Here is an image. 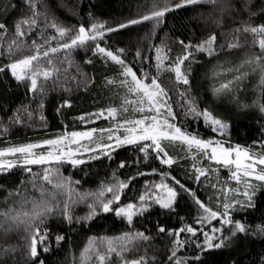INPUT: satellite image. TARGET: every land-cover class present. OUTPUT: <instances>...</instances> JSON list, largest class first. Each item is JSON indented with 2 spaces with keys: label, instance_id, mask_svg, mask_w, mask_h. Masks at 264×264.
Segmentation results:
<instances>
[{
  "label": "trees",
  "instance_id": "trees-1",
  "mask_svg": "<svg viewBox=\"0 0 264 264\" xmlns=\"http://www.w3.org/2000/svg\"><path fill=\"white\" fill-rule=\"evenodd\" d=\"M178 2L0 0V24L5 26L0 29V68L5 69L0 72V151L56 139L84 130L85 124H90V129H109L113 124L106 115L110 108L121 114L127 108V118L136 116L134 104L124 103L125 98L134 101L137 97L121 84L122 66L99 53L95 47L98 43L120 55L146 83L158 76L167 90L173 120L182 131L202 140L219 139L210 119L204 117L207 112L225 125L220 139L226 144L264 155V71L255 63H245L260 54L258 44L253 43L259 37L243 30L264 25V0L202 2L173 8L159 20H142L165 4L172 8ZM33 18L35 24L24 23ZM131 20L142 22L129 24ZM18 24L23 36L17 34ZM53 24L71 29L68 36L80 26L88 29L92 24H103L104 35L73 50L49 52L44 57V51L69 42ZM121 24L128 26L121 28ZM110 28L116 30L108 31ZM213 35L214 43L206 45ZM237 43L240 47H229ZM199 46L205 50L200 51ZM37 48L41 56L35 63L48 69L51 76L37 77L33 91L29 79L17 80L7 66L35 54ZM157 49H161V61L157 60ZM184 54H190L181 66L188 84L177 82L174 72L166 70ZM224 84L228 88H222ZM101 112L105 119L97 118ZM182 143L167 142L171 165L161 163L163 153L158 157L156 150L144 152L140 144H131L110 154L95 153L87 159L81 156L83 163L77 165L66 161L41 166L16 163L0 171V211L19 208L18 202L24 199L47 202L53 209L42 223L36 222L44 237L36 257L30 255L29 248L34 229L26 231L22 225L7 233L0 230V264H131L141 259L144 264H264V232L260 231L264 227V183H252L248 189L237 190V198L226 199L224 189L226 196L230 195L226 191L227 168L208 161L205 155L192 156ZM45 168L54 183L64 181L62 188H53L41 179ZM197 169L205 172L199 179ZM164 180L174 183L177 192L171 208L151 205L146 197L147 208L134 215L131 223L115 214L118 207L142 202L140 197L147 196L148 188ZM177 180L184 188L176 184ZM121 182L127 186L119 188ZM41 186L54 192L55 199L41 198ZM108 187L113 192H108ZM245 191L249 197L243 195ZM115 194L119 201L114 200ZM196 199L221 217L208 224L201 222ZM108 201H112L113 210L104 212L102 204ZM225 204L229 205L226 217ZM26 208L31 210L32 205ZM221 218H230L233 224L220 225ZM235 222L244 224L247 232L232 236ZM189 226L196 230L195 235L180 232ZM218 227L223 231L215 236L228 239L225 246L209 249L204 233L212 235V229ZM121 237L124 239H117ZM110 246L115 251H109Z\"/></svg>",
  "mask_w": 264,
  "mask_h": 264
},
{
  "label": "snow or ice",
  "instance_id": "snow-or-ice-1",
  "mask_svg": "<svg viewBox=\"0 0 264 264\" xmlns=\"http://www.w3.org/2000/svg\"><path fill=\"white\" fill-rule=\"evenodd\" d=\"M216 3V0H179L178 3H176L172 8L168 7L167 4L162 9L155 10L151 13V15H146L142 18V20H150L155 19L159 20V18H162L165 16V14L168 11L173 10V8H180L184 7L185 5H191V4H197V3ZM142 22L141 20H131L128 23L129 24H137ZM24 23L29 24H35L36 20L33 18L30 21H24ZM52 27L56 28L57 32L61 37L68 36V34L71 32L70 29H65L62 27H58L57 25L53 24ZM128 24H121L120 27L124 28L127 27ZM5 26L3 24H0V29H3ZM17 34L20 36H23L24 33L20 31V25L17 26ZM104 25L103 24H92L90 28L86 29L84 26H80L79 29L75 32L74 35L68 36L69 42H65L61 45L64 49H71L73 47L83 46L87 44L89 41H96L98 37H102L104 35L103 32ZM116 29H108V31H115ZM245 32H251L255 34V36H258L259 39L253 41L254 44H258L260 54L254 56L250 60H246V64H252L255 63L261 67V70L264 71V25L258 26V27H248L243 29ZM215 41V36L209 38L208 41L205 42L206 45L211 46ZM183 44V41H181ZM13 44H15V41H13ZM96 50L105 55L106 57L110 58L115 63L119 64L123 68L122 74L129 79H125L124 81H121V84L125 87H127L129 94H134L137 98L134 101H129L127 98H125L124 103L125 104H135L139 105V107H136L133 109V111H139L141 113H144L147 111L148 113H154L152 115H144L140 119L136 120H129L125 119L124 124L121 125V127H124V125H131V127H125L124 130L127 135H125L123 138L116 137L117 144H135L138 141H150L151 144H144L141 145L140 150L147 152L149 148L154 147L157 156L160 157V154L163 153V156L160 157L161 163L171 165L173 163V160L168 157L167 152L161 147V141L167 140L169 142L174 141H182L184 144H187L189 147L196 146V148L200 150H207L211 149V155L208 156V158L212 161H215L217 163H222L224 166L233 165L234 170L231 171L230 175L231 178L235 179L238 183L243 178H251L254 175V178L258 181L264 182V167H261L259 171H257L258 166H264V155L260 156H253L250 154V152L247 149L241 148L239 145H236L235 147H224L219 142L215 143V146H213L212 141H205L202 139L197 138L195 135L187 134L180 127H177L175 124L170 122V118L174 119L175 115L172 112L171 106L167 103L168 94L167 90L164 88V86L159 82V78L153 77L151 78L150 83H146L144 79L138 78L136 72L133 71V69L129 66H126L125 61L121 58L120 55L114 54L112 51H108L103 47H100V45L97 43L95 45ZM187 47V46H185ZM229 47H240V45L237 44H230ZM12 46L10 45L9 50L11 51ZM57 48H51L49 51L56 52ZM200 51H204V46H199ZM49 51H44L42 55L44 57H47L49 55ZM123 51V50H120ZM161 49H157V60L161 61L162 58L159 55V52ZM210 51V47H209ZM190 54H184L180 57H177L176 61L174 62V67H169L166 70L172 71L175 74V80L177 82L182 81L184 84H188V79L185 73L182 71L181 66L184 64L186 60L189 59ZM41 53L39 48H37L35 54L31 55H25L23 58L16 60L15 62L11 63L7 67L11 69L12 75L17 80H25L29 79L31 82V89L35 91L37 89V77L43 76L44 79H48L51 76V72L44 68L42 69L37 63L40 59ZM50 63V61H49ZM157 67H160V64L157 65ZM5 69L0 68V72H3ZM109 83H112V81H109ZM222 88L226 89L228 88V84L222 85ZM147 104L148 107L145 109L144 105ZM164 110V111H162ZM264 111V108L261 109ZM108 116L115 118L118 114V110L116 108H110L107 110ZM122 111H128L127 108H123ZM194 111V109H193ZM104 113H98L96 114L97 118L103 116ZM204 117L206 120L211 119L209 114L207 112L204 113ZM83 119V118H82ZM211 122L215 125H221V122L219 120L211 119ZM97 131L104 133L105 131L111 133V129H91L90 131L85 132H71L70 134H65L60 136L56 139H47L40 143H29L20 147H13L6 149L4 151H0V157H3L8 154H24V164L25 165H46L50 164L52 162L60 163L66 161L67 163H70L72 165H77L80 163H83L82 160L73 159V157L76 155V152L79 150L78 148L74 149L70 147V145H79L82 139H89L91 140L93 138L94 133ZM109 140L113 139L112 135L108 136ZM46 148L47 151L37 154L33 150L34 149H41ZM205 155H207V152L205 151ZM5 166V162H0V168H3ZM7 167L14 166V162H6ZM121 167H124L123 163L120 165ZM28 171H31V169H27ZM199 175L197 176V179H199V176L205 175V172L203 170L197 169ZM59 176V172L57 170V177ZM41 179L48 185H52L53 188H62L64 185V181L57 179L56 182H53L52 174L49 171V169L45 168L44 172L41 176ZM176 184H178L181 188H184V185L180 184V181H176ZM127 185L123 182L119 184V188H124ZM35 187V186H34ZM248 187H252L251 184L248 185ZM156 188H165L167 190L166 197H157L155 202L159 204L162 208H171L172 203L175 200L177 196V192L167 185H156ZM231 191V189H229ZM108 192H113L112 187L107 188ZM190 191V190H189ZM40 197L44 198L45 196H51L52 199H55V193L52 192L49 189H45L43 186L39 188ZM193 196H195V193H191ZM11 195V194H10ZM16 195H19V193H16ZM100 196L104 195V192L101 191L99 193ZM244 196L249 197V192L245 191L243 193ZM120 197L118 194L114 195V200L119 201ZM146 196H141L140 200L145 201ZM19 208L12 207L5 211H0V230L7 233L8 231H11L13 229H19L20 226H25V230L28 229H34V234L31 235L30 239V255L32 257H36L38 255L37 246L38 243L43 242V235H41L39 231V227L37 226L36 222L39 221L40 223L43 222L42 218L47 214L50 213L53 209L52 207L48 206L47 202L41 203L40 200L32 199L27 200L24 199L22 201H19ZM31 204L32 208L31 210H28L26 208L27 204ZM112 201H108L106 203L102 204L103 211L108 212L112 211L113 209L110 207ZM196 203L204 210L205 213H208V216L203 217L202 221L204 219H210V218H216L217 212L212 211L210 208L206 207L204 203H202L199 199H196ZM136 208L133 204H128L126 207H121L116 209V215L117 216H126L129 223L132 222L133 216L136 214L134 211ZM224 208L227 210L229 208L228 204L224 205ZM224 216H227L228 213L225 212L223 214ZM69 220H71V217H68ZM201 221V222H202ZM224 224H233V221L229 219L223 220ZM159 231L163 232L165 231L164 228H160ZM187 231L189 233H192L195 235L196 230L189 226L186 229H180V232ZM223 229L221 228H213L212 229V235H209L208 233H204L205 235V244L207 248H220L225 246V241L228 239V237L220 238L215 236V233L220 232L222 233ZM261 232H264V227L260 228ZM247 232V228L244 224L240 222H235L233 226V231L231 233L232 236H235L237 233H245ZM129 234H125V237H127ZM137 237L142 239H148L147 236H144L143 233H136ZM175 235L179 236V233H176ZM58 239H63V237H58ZM117 239H124L123 237L117 238ZM215 241V242H214ZM177 244H180L181 241L177 240ZM112 244V241H109V245ZM200 245H198L199 247ZM47 251V249H44ZM109 251H115L111 246L109 247ZM173 256H175V252L172 253ZM171 258V257H170ZM101 260H103V257H100ZM131 264H144L143 260H133L131 261Z\"/></svg>",
  "mask_w": 264,
  "mask_h": 264
},
{
  "label": "rangeland",
  "instance_id": "rangeland-1",
  "mask_svg": "<svg viewBox=\"0 0 264 264\" xmlns=\"http://www.w3.org/2000/svg\"><path fill=\"white\" fill-rule=\"evenodd\" d=\"M66 29V28H65ZM71 30V29H70ZM75 47H73V48H71V49H69V50H73ZM58 50L57 51H60V50H64V51H67V49H64V48H62V47H59V48H57ZM56 51V52H57ZM49 52H51V51H49ZM42 69H44V67H42ZM11 70V69H10ZM12 73V72H11ZM123 79L125 80V79H129L130 80V77H125V76H123ZM123 80V81H124ZM133 105V104H132ZM133 107V109L134 108H136V107H139V105H133L132 106ZM144 107H145V109H147V107H148V105L147 104H145L144 105ZM162 111H164V110H162ZM135 113H136V116L134 117V116H131L132 118H127L126 117V112L124 111L122 114H121V111L119 112L118 111V114H117V116L115 117V118H113V117H110V116H108V111H107V113H106V115H107V117L109 118V119H107L109 122H113V124H111V126L112 127H110L109 129H111L112 131H111V133H109V132H107V131H105L104 133H101V132H99V131H97L96 133H94V135H93V138L91 139V140H89V139H87V138H85V139H82L81 140V142H80V144L79 145H70V147H72V148H74V149H76V148H78L79 150L76 152V155L73 157V159H78L79 160V157H81V156H84V158L85 159H87L88 157H94L93 155L95 154V153H99L100 155L101 154H110V153H112V152H114L116 149H119V148H121V147H125V146H130L131 144H122V145H118L117 144V140H116V137H120V138H123L125 135H127L128 133H126L125 132V130H124V128L125 127H131V125H124V127H121V125H123L124 124V120L125 119H129V120H136V119H140V118H142L144 115H152V114H154V113H148L147 111H145L144 113H141V112H139V111H134ZM101 118H104L105 119V117L104 116H101ZM211 119H213V118H211ZM211 119H210V122H211ZM216 120V119H215ZM171 121H173V123L175 124V121L172 119ZM212 124V126H213V128L215 129L214 131L216 132V134H218V136H219V139L218 138H216V139H209V140H205V141H212L213 142V146H215V143L216 142H219L220 144H222L224 147H229V146H231V147H235V146H233V145H229V144H226L225 143V141L224 140H221L220 138H221V136H222V134H223V132H224V130H225V125H223V124H221V125H223V127H221V126H219V125H215V124H213V123H211ZM88 125H90V124H85V126H86V128L84 129V130H80V131H75V132H85V131H90L91 129L90 128H88ZM176 125V124H175ZM177 126V125H176ZM178 127V126H177ZM104 129H108V128H104ZM71 133V132H70ZM70 133H68V134H70ZM109 135H112L113 136V139L112 140H109L108 139V136ZM167 140H163V141H161V147L166 151V147H167ZM179 142H181L182 143V141H179ZM135 144H140V145H144V144H151V142L150 141H138L137 143H135ZM135 144H133V145H135ZM183 145H184V143H182ZM186 145V146H185ZM184 145V147L185 148H187L189 151H191L192 153H193V155L192 156H198V155H205V151L207 152V155H205V157L207 158V160L209 161L210 159L208 158V156H210L211 155V149L209 148V149H207V150H200V149H198V148H196V146H191V147H189L187 144H185ZM20 147V146H19ZM151 150L153 149V150H155V148L154 147H152V148H150ZM249 152H250V154H252L253 156H260L258 153H256L255 151H252V150H249V149H247ZM1 151H4V150H1ZM35 153H37V154H40V153H43V152H46L47 151V149L46 148H41V149H34L33 150ZM202 153V154H201ZM93 154V155H92ZM24 159H25V156H24V154H8V155H5V156H3V157H0V162H5V166L3 167V168H0V171H7L8 169H10V168H12V167H14V166H16L18 163H20L21 165H25L24 164ZM211 162H214V164H216L217 166H219V167H224V168H227V170H228V176L225 178V182H226V185H227V187H226V191H228L229 189H231V191L229 190L228 191V194H230V195H228V196H226L227 194H225V189H224V198H226V199H228V198H237V194H238V192L239 191H237V190H240L241 188H243V189H248L249 187H248V185L249 184H251V186H252V183H264V182H262V181H258V180H256L255 178H254V175H253V177H251V178H243L242 177V179H241V181L238 183L235 179H233V178H231V175H230V173H231V171H233L234 170V166L233 165H229V166H224L222 163H217V162H215V161H212V160H210ZM6 162H14V166H12V167H7L6 166ZM17 163V164H16ZM53 163V162H52ZM39 166H41V165H39ZM261 167H264V166H258L257 167V171H259L260 170V168ZM174 183H169V182H167V180H164V181H162V182H157V183H154L153 185H152V187L150 186V188H148V191H147V198H148V200H149V203L151 204V205H158V206H160L159 204H157L156 202H155V200H156V198L157 197H166V195H167V190L165 189V188H156V185H167L168 187H171V188H173L174 190H175V187H174V185H173ZM229 184H231V185H234V186H230ZM233 188V189H232ZM227 193V192H226ZM173 203H174V201H173ZM172 203V204H173ZM128 205V204H127ZM127 205H124V206H121V207H126ZM133 205H135L136 206V208H135V212H136V214L137 213H140V212H142L143 210H145L146 208H147V205H148V203L147 204H145V202L144 201H142V202H138V204H133ZM234 204H232L231 206H233ZM121 207H118V208H121ZM161 207V206H160ZM117 208V209H118ZM199 208H200V221H202V218L203 217H206V216H208V213H205L204 212V210L199 206ZM225 212H227V210L226 211H224V213ZM228 213V212H227ZM115 214H116V211H115ZM135 214V215H136ZM229 214V213H228ZM228 216V215H227ZM120 217H124L126 220H127V217L126 216H123V215H121ZM134 217V216H133ZM219 217H221L220 215H217V217L216 218H219ZM224 217H226V216H224ZM225 218H221L219 221H220V225H222V224H224L223 223V220H224ZM213 220H215V218H210V219H204L203 220V222H205L206 224H208V223H210V222H212ZM219 228V227H218Z\"/></svg>",
  "mask_w": 264,
  "mask_h": 264
}]
</instances>
